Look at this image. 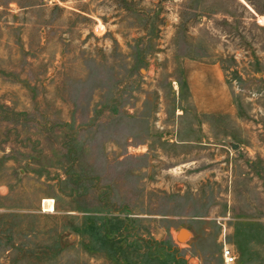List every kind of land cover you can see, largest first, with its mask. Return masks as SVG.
Returning a JSON list of instances; mask_svg holds the SVG:
<instances>
[{
	"label": "rangeland",
	"instance_id": "rangeland-1",
	"mask_svg": "<svg viewBox=\"0 0 264 264\" xmlns=\"http://www.w3.org/2000/svg\"><path fill=\"white\" fill-rule=\"evenodd\" d=\"M226 245L264 264V0H0V264Z\"/></svg>",
	"mask_w": 264,
	"mask_h": 264
},
{
	"label": "built area",
	"instance_id": "built-area-1",
	"mask_svg": "<svg viewBox=\"0 0 264 264\" xmlns=\"http://www.w3.org/2000/svg\"><path fill=\"white\" fill-rule=\"evenodd\" d=\"M222 254L226 260V263L230 264V263H233L235 261L236 256H235V253L231 247H229L227 245L224 246Z\"/></svg>",
	"mask_w": 264,
	"mask_h": 264
},
{
	"label": "water",
	"instance_id": "water-1",
	"mask_svg": "<svg viewBox=\"0 0 264 264\" xmlns=\"http://www.w3.org/2000/svg\"><path fill=\"white\" fill-rule=\"evenodd\" d=\"M232 146H233V148H237L239 145L237 143H232ZM186 235H189V232L187 231V229L182 228V229H180V232H179L177 237L179 240H181Z\"/></svg>",
	"mask_w": 264,
	"mask_h": 264
},
{
	"label": "trees",
	"instance_id": "trees-1",
	"mask_svg": "<svg viewBox=\"0 0 264 264\" xmlns=\"http://www.w3.org/2000/svg\"><path fill=\"white\" fill-rule=\"evenodd\" d=\"M7 108H8V106L7 105H5Z\"/></svg>",
	"mask_w": 264,
	"mask_h": 264
}]
</instances>
